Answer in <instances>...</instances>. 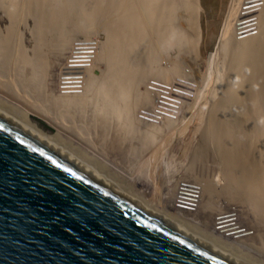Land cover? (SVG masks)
<instances>
[{
	"label": "bare ground",
	"instance_id": "bare-ground-1",
	"mask_svg": "<svg viewBox=\"0 0 264 264\" xmlns=\"http://www.w3.org/2000/svg\"><path fill=\"white\" fill-rule=\"evenodd\" d=\"M240 3L241 0L228 2L220 35L222 62L217 78L209 88L205 87L211 78L207 81L209 73H203L197 95L189 98L191 84L186 83L185 76L175 85L165 81L184 70L178 71V66L198 38L197 0H0V103L26 120L36 112L57 128V133L50 135L98 161L107 158L102 149L115 150L121 157L134 150L130 164L136 165L138 172L133 173L144 178L128 168L122 169L123 164L120 170L127 178L123 180L143 198L148 193L143 189L152 184L147 178L148 167L157 156L149 151L161 136L178 128L179 139L189 138L187 124L182 120L196 118L192 126L197 146L192 152L189 149L181 153L187 161L180 169L169 167L156 208L264 260V0H250L248 8L258 16L257 32L243 40L234 37L232 22ZM98 20L106 25L96 26ZM99 27L109 36L90 43L89 37L96 36ZM170 50L177 51L171 57L173 68H162L160 61L165 55L160 57ZM97 64L103 66L100 75L95 74ZM150 79H155L156 85L151 86ZM177 88L182 100L180 119L165 117L156 124L163 112L157 104L154 106L153 98L156 96L157 101ZM199 99H203L202 104L196 108ZM141 109L150 113L139 112ZM85 125L92 129L86 131ZM94 133L100 139H90L89 134L92 138ZM110 133L118 146L115 149L106 146L113 143ZM158 157L162 160L163 154ZM199 165L217 169L216 178L221 180L224 191L214 185L220 180L202 176L210 170L208 167L201 176L197 173ZM214 170L210 172L215 174ZM210 172L207 176H213ZM181 183L199 186L195 212L173 208ZM139 186L144 194L137 189ZM221 192L226 201L220 199ZM236 198L238 202L243 198L242 209L240 203V208L235 204ZM222 215L235 216V225L243 230L235 233L240 237H226L215 230V222Z\"/></svg>",
	"mask_w": 264,
	"mask_h": 264
},
{
	"label": "water",
	"instance_id": "water-1",
	"mask_svg": "<svg viewBox=\"0 0 264 264\" xmlns=\"http://www.w3.org/2000/svg\"><path fill=\"white\" fill-rule=\"evenodd\" d=\"M0 264H264L0 103Z\"/></svg>",
	"mask_w": 264,
	"mask_h": 264
},
{
	"label": "rangeland",
	"instance_id": "rangeland-1",
	"mask_svg": "<svg viewBox=\"0 0 264 264\" xmlns=\"http://www.w3.org/2000/svg\"><path fill=\"white\" fill-rule=\"evenodd\" d=\"M68 1V0H67ZM70 1V0H69ZM242 1V0H241ZM199 2V16H200V18H199V26H198V38H195L194 39V41L195 42H193V50L192 51H190L189 53H187L188 55H185V56H187V57H185V56H183L182 57V59H183V61H181V63L179 64V66H178V71H181V70H183V69H185L183 72L185 73V71H189V73H191L192 75H193V77H194V79H195V81H196V86H194V85H192L191 84V86H189L190 87V90L189 91H187V95H188V97L190 98V97H193V96H196L197 95V91H198V89H199V83H200V81H199V78L202 76V74L204 73V74H207V73H209V76L206 78L207 79V81H208V79L209 78H211V81H210V79H209V81H208V84H206L205 85V87H210L211 85H212V83H214V79L215 78H217V76L218 75H215L216 74V72H217V70L219 69V68H221V62H222V54L221 55H219L220 54V35H221V29H223V22H224V18H225V16H226V14H227V6H228V2H229V0H197V3ZM53 6V5H52ZM52 10L54 9V8H51ZM100 23V25H98ZM95 25L96 26H102V27H104L103 25H106L105 23H103V25H102V23L98 20V22L97 23H95ZM100 28V31L97 33V35L96 36H94V37H89V38H91V40H90V43H92L93 42V40L92 39H97V41H100V39H99V37L101 38V40L103 39V38H105V36L107 37V36H109V33H107V31H104L103 30V28H101V27H99ZM102 30V31H101ZM102 34H101V33ZM106 34V35H105ZM78 39H80V38H78ZM195 43V44H194ZM218 47V48H217ZM217 50H219L218 52H217ZM175 51L176 50H174V51H172V50H170V51H168L167 53H165V54H163L161 57H160V59L162 58V57H164V55H165V57L164 58H162L161 59V63H162V65H161V67L162 68H173L171 65H172V63H171V57H174V53H175ZM177 52V51H176ZM195 52V53H194ZM67 53V52H66ZM198 54V56H197V54ZM192 54H195V55H192ZM214 54V55H213ZM211 56V57H210ZM221 57V58H220ZM159 59V60H160ZM165 61H164V60ZM181 59V60H182ZM185 59V60H184ZM218 61H217V60ZM163 61V62H162ZM170 61V62H169ZM203 61V62H202ZM208 61V62H207ZM217 61V62H216ZM159 62V63H160ZM172 62H173V60H172ZM209 63V64H207V63ZM211 62V63H210ZM160 63V64H161ZM191 63V64H190ZM213 63H215V64H213ZM159 65V64H158ZM160 66V65H159ZM166 66V67H165ZM214 66V67H213ZM97 69H95V74H97V75H100V73H101V70H103V66L102 65H96L95 66ZM160 67V69H162ZM224 68V67H223ZM205 69H207V71L205 72ZM163 70V69H162ZM191 70V71H190ZM215 71V72H214ZM208 75V74H207ZM176 77V76H175ZM175 77H172V79L173 78H175ZM185 77H188V76H186L185 75ZM213 77V78H212ZM171 79V80H172ZM186 78H184V80H185ZM148 81V80H147ZM170 81V80H169ZM192 81V80H191ZM188 82V80L186 79V83ZM211 84H210V83ZM204 83H206V81L204 82ZM208 88H206V89H208ZM222 88V87H221ZM205 88H204V90H206ZM172 92H170V91H167V93L166 94H168V95H170ZM153 94V93H152ZM165 94V95H166ZM200 98H202V97H200ZM202 100L203 99H201V101H200V99H199V103L197 102V105L195 106L196 108L199 106V104L201 103L202 104ZM200 104V105H201ZM46 109V108H45ZM182 110V109H181ZM49 111V110H48ZM180 113H181V111H180ZM136 115V114H135ZM29 118H28V120L29 121H31V122H33V123H35L39 128H41L42 130H44L45 132H47L48 134H55V133H57V128L56 127H53V126H51L49 123H47V122H45L46 120L42 117V116H40V115H38L36 112H32V114H30L29 116H28ZM179 117H181V116H179ZM189 117L190 116H188V117H186V120H182V121H184L185 123L184 124H187V125H185V129H187V132H189V138H186L187 139V141H186V139H179L178 137H179V135H178V133L181 131V129H176L174 132H172V133H170V134H168V135H163V136H161L160 137V140L158 139V142L160 141V143H158L157 142V144H156V146L155 147H153V149H152V151H149L150 153L152 152V154H153V151L154 152H156L155 154H157V156H156V162L152 165V166H150V167H148V179H150L151 180V182H152V184L150 185V187L148 188V189H143L141 186H139V188H137L138 190H140L141 191V193H145V192H142V190H141V188L143 189V190H145V191H147L148 193L147 194H145V196H144V199L145 200H148V203H154V207L156 208V201H158L159 199H160V194L159 193H161V189H162V186L164 185V181H165V179H164V177L166 176V174H168V172H170V168H171V170L172 169H174V170H176L175 168H179L180 169V166H182L183 164H185V162L187 161V159L185 158V157H183L182 155H181V153L182 152H185L186 153V151L187 152H192L193 150H194V148L197 146V138H195L194 136H193V134H194V132H195V128H193V126L192 125H194L195 126V121H196V118L194 119H192L191 117V119H189ZM74 120H77L76 118H73ZM180 119V118H179ZM183 119H185V118H183ZM189 119V120H188ZM187 120H188V122H190V123H188L187 122ZM192 120V121H191ZM176 121V120H175ZM181 121V125L182 126H184L183 125V122ZM192 123V124H191ZM85 128H86V131H90L92 128L91 127H89L88 125H85ZM190 131L192 132V133H190ZM95 134V133H94ZM92 134V138H91V134H89L90 135V139H92L93 141H96V139L94 138L95 136H97V134ZM68 135V134H67ZM94 135V136H93ZM109 135H111V133L109 134ZM191 136H193V137H191ZM69 137H71V136H69ZM98 137V136H97ZM109 137V136H108ZM72 138V137H71ZM98 139H100L99 137H98ZM110 140H111V142H113L112 140H113V137H112V135H111V137L109 138ZM179 139V140H178ZM190 139V140H189ZM109 140V141H110ZM179 141V142H178ZM183 141V142H182ZM187 143H186V142ZM165 143V144H164ZM190 143V144H189ZM163 144V145H162ZM181 144V145H180ZM184 144V145H183ZM189 145V147H188V145ZM182 145H183V147H182ZM191 145V146H190ZM194 145H196V146H194ZM106 146H108V147H110V148H117L118 146L116 145V144H114V142L113 143H107L106 144ZM160 146V147H159ZM166 147V149H165V147ZM184 146H185V148H184ZM159 147V148H158ZM187 147V148H186ZM194 147V148H193ZM180 148V149H179ZM156 149V150H155ZM174 149H176V151H174ZM185 149V150H184ZM189 149H190V151H189ZM192 149V150H191ZM108 150V151H107ZM164 150V151H163ZM183 150V151H182ZM168 151H169V153H168ZM178 151V152H177ZM102 152L104 153V155H105V157H107V158H104V161H105V163L106 164H108L109 166H111V170H115L114 172L116 173V171H117V175L118 174H120V172H121V174L120 175H122V171L123 170H120V166L123 164V166H124V163H122V162H125V165L126 164H129V167L127 166V167H123V166H121V168L122 169H130V171L133 173V172H138V168L137 167H135L136 165H132V164H130V163H132V161H133V158H134V150H130L129 151V153L126 155L125 153H122L123 154V157H121V155L119 154V153H117V152H115V150H111L110 151V149H102ZM170 152H171V154H170ZM180 152V153H179ZM174 153L176 154V155H174ZM185 153H183V154H185ZM160 154H163V157H162V160H161V158H159L158 157V155H160ZM166 154V155H165ZM167 154H169V155H167ZM211 154L212 155H214V151L212 150L211 151ZM174 155V156H173ZM179 155V156H178ZM165 156V157H164ZM172 157V159H170L171 157ZM175 156H177V157H175ZM166 157H168V158H166ZM122 158L125 160V161H123L122 160ZM174 158H175V160H174ZM107 159V160H106ZM206 159H208V156L206 157ZM164 160H166V162L168 161V164H167V166H168V168L166 167V164H165V161ZM172 160V161H171ZM181 160H182V162H181ZM211 160V159H210ZM104 161L103 160H101L100 162H102V163H104ZM161 161H162V163H161ZM108 162V163H107ZM172 162V163H171ZM164 163V164H163ZM174 163V164H173ZM179 165V167H178V165ZM181 164V165H180ZM107 165V166H108ZM130 165H132V166H130ZM197 165V164H196ZM171 166H173V167H171ZM200 166V165H199ZM133 167V168H132ZM170 167V168H169ZM205 167L206 168H204V166H200V168L198 169V171H197V168L195 169L196 171H197V173L200 175V173L202 174L203 172H205V171H207V169L209 168L210 170H208V172H212L213 173V171L212 170H214L215 168L212 166L211 168L210 167H208V166H206L205 165ZM208 167V168H207ZM166 168L168 169V171H166ZM135 169V170H134ZM204 169H206L205 171H204ZM118 170H120L119 172H118ZM137 170V171H136ZM200 171V172H199ZM201 171H203V172H201ZM218 172L217 171V169L216 170H214V173L215 174H212L211 172H210V174H212L213 176H207V174H209L208 172H206L207 174H205V173H203L202 174V176L203 177H206V178H209V179H212L213 181L215 180V178L216 177H218L219 176V174L218 173H216V172ZM130 172V173H131ZM140 173V172H139ZM133 174H136V173H133ZM205 174V175H204ZM124 175V176H123ZM123 177L122 176H119L120 178H122V179H127V178H125L126 176H125V172L123 171ZM137 176L139 175L138 173L136 174ZM216 175V176H215ZM143 177L142 176V174L141 175H139V177ZM201 176V175H200ZM215 177V178H214ZM144 178V177H143ZM176 179H180V177H177ZM217 180H220L219 178H216ZM217 180H215V182L217 181ZM217 182H220L219 183V185H218V183ZM214 185L216 186V188L219 190V188H221L222 187V183H221V180L220 181H217ZM153 183H154V185H153ZM157 184V185H156ZM158 186V187H157ZM219 186V187H218ZM156 187H157V189H156ZM150 189V191H148ZM152 189V190H151ZM222 189H223V191H224V188L222 187ZM156 190L158 191V192H156ZM221 190V189H220ZM224 194L221 192V195H220V197L221 196H223ZM220 199H222V197L220 198ZM241 199H243V198H240L239 200V202H238V199L236 198V200H234V201H236L235 202V204H239L241 201H242V204H243V200H241ZM223 201H226V198H225V196H224V198L222 199ZM238 202V203H237ZM234 204V202H232L231 201V205H235ZM242 204L240 203V205H241V208H240V206L238 205V208H240V209H242ZM244 205V204H243ZM252 211V210H251ZM249 215V217H252V214H248ZM251 215V216H250ZM250 221H252L253 219H249ZM253 222V221H252ZM251 222V223H252ZM253 224V223H252ZM250 228V227H249ZM250 229H252V228H250ZM252 231H254V229L252 230Z\"/></svg>",
	"mask_w": 264,
	"mask_h": 264
},
{
	"label": "built area",
	"instance_id": "built-area-1",
	"mask_svg": "<svg viewBox=\"0 0 264 264\" xmlns=\"http://www.w3.org/2000/svg\"><path fill=\"white\" fill-rule=\"evenodd\" d=\"M250 0H242L241 3L239 4V6L237 7V11L234 14L233 20L232 22H234V29H233V34L234 37L237 40H243L246 38H250L253 35L256 34L257 32V26H258V16L255 13V11H250V8H248L250 6L251 3H249ZM185 70V69H184ZM183 70V71H184ZM65 71V70H64ZM181 71L173 80L171 81H165V82H174V85L176 84L177 81H183V79H179L181 76H188V77H184L188 80L187 84H192L194 86H196V81L193 77V75L191 73H189V71H185V73ZM179 79V80H178ZM161 80V79H158ZM192 80V81H191ZM164 81V80H161ZM149 84L156 85V81L151 80L148 81ZM149 89H151L149 87ZM180 92L179 89L177 88L174 92H172L170 95L166 94L163 96H160L159 100L156 101V96L153 98V103L154 106H157L160 108V110L163 112V114H160V116H158V122L156 124L159 123L160 120V124L163 120H165V117H168L169 119L175 121L179 118V116L181 115V113L178 112H182V110L179 109L180 107V102L182 100H180ZM139 112H144V113H150V111H143L142 109ZM141 117V115H140ZM186 194L190 195L187 196L189 198H186ZM175 201L173 204V208L175 209V207L179 210L177 211H185V212H195L197 210V206H198V201L200 199V193H199V186L195 185V184H189V183H181L180 186L177 189L176 192V197H175ZM187 199V200H185ZM175 205V206H174ZM234 211V210H232ZM235 213V212H234ZM221 218V216H219L221 219L217 220V222H215V230H217L219 233H221L222 235H226V237H232L237 239L238 236L235 233H241L243 230L242 229H238V226L235 225V216H231V215H227ZM241 224V223H240ZM241 226V225H240ZM225 230V231H224ZM229 232V233H227Z\"/></svg>",
	"mask_w": 264,
	"mask_h": 264
}]
</instances>
